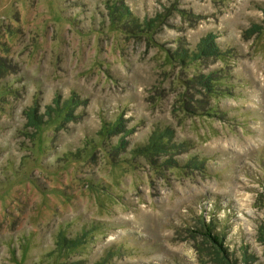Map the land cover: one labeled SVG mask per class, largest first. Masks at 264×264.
<instances>
[{
  "label": "rangeland",
  "instance_id": "374dc122",
  "mask_svg": "<svg viewBox=\"0 0 264 264\" xmlns=\"http://www.w3.org/2000/svg\"><path fill=\"white\" fill-rule=\"evenodd\" d=\"M263 22L264 0H0V264H221L202 223L264 264ZM208 34L220 55L169 57ZM162 129L175 149L133 153Z\"/></svg>",
  "mask_w": 264,
  "mask_h": 264
},
{
  "label": "trees",
  "instance_id": "16d2710c",
  "mask_svg": "<svg viewBox=\"0 0 264 264\" xmlns=\"http://www.w3.org/2000/svg\"><path fill=\"white\" fill-rule=\"evenodd\" d=\"M114 7L116 14L115 23L119 24V28L121 31L127 34H148L149 31L152 29L153 25L151 21L144 20L139 22L138 19L131 15V11L125 5L117 6L115 3ZM122 23H124V25H122ZM256 28L257 30H262L264 29V25H256ZM213 38L214 36L212 34H208V37L206 38L205 42L203 44H200L198 49L195 48L192 51L188 52L187 49L178 48L173 50L172 53L170 52L169 57L174 61H180L181 63L186 64L192 60L198 59L200 56L220 55V48L216 43H214ZM73 97L74 96L68 98L63 103L59 101V98H56L52 102V104L47 105L45 107V111L43 113H39V110L35 105L29 107L25 111L29 124L34 129H38L42 124L46 122V119L51 120L59 118L62 113L66 112L71 108L72 104H75L74 107L77 106L79 102L75 101ZM121 128H123V124H121L119 119L111 123L107 121H102L101 130L111 132L118 131L116 133H120ZM171 141L172 135L171 133H169L168 129H162L161 131L154 130L144 144L135 146L133 148V153L152 154L167 152L176 148V145L174 143L170 145ZM125 145L126 144H124V146ZM164 162L165 164H168V166H177L178 164L177 159L170 157L167 158ZM187 164L188 166L195 167V161L193 160ZM87 233L88 232L84 229L80 234L74 237L65 239L63 238L61 239V245L66 249L81 245L84 243ZM199 234L202 235V237L212 247L215 255L220 259L219 262L221 264H236V259L231 258L232 255L229 252L228 247H226L224 244V236L222 234L216 233L215 228H213L209 224L202 223L199 230ZM242 261L244 262V264H247V254H244Z\"/></svg>",
  "mask_w": 264,
  "mask_h": 264
}]
</instances>
